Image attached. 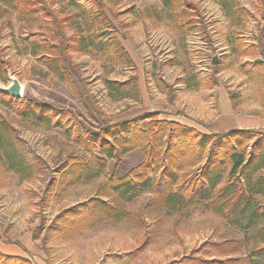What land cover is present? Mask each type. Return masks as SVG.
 Returning a JSON list of instances; mask_svg holds the SVG:
<instances>
[{
	"label": "rangeland",
	"instance_id": "obj_1",
	"mask_svg": "<svg viewBox=\"0 0 264 264\" xmlns=\"http://www.w3.org/2000/svg\"><path fill=\"white\" fill-rule=\"evenodd\" d=\"M75 1L92 10L87 0ZM189 1L198 5L200 20L178 28L159 0H106V14L115 31L105 39H114L129 61L112 65L98 55L71 53L68 67L74 87L61 83L30 55V45L42 40L36 34L38 25L29 29L14 13L0 16L10 24L2 33L0 47L9 61L8 70L22 85V97L54 104L59 111L70 110L77 121L66 116L57 121L58 127L47 130L0 104V118L16 130L19 150L35 170L31 180L20 183L0 161V237L17 245L27 232L31 237L29 258H14L31 264H168L206 241L238 237L211 212L195 211L184 217L149 206V193L120 203L111 193L110 178L141 165L145 156L140 149L127 153L119 165L109 161L99 178L57 182L63 161L98 154L80 146L76 136L84 140L85 131L93 132L100 121L119 123L157 112L159 121L177 123L204 136L238 131L234 120L254 125L240 131L261 132L255 128L264 121V0H234L236 19L227 18L217 0ZM146 8L161 14L146 17ZM132 78L137 100L109 97L104 80ZM184 78L193 80L192 86L197 79L198 85L188 90ZM0 83L6 86L8 80L0 78ZM199 166L196 161L192 168ZM188 168L176 172L182 176ZM161 173L157 170L150 176L163 185ZM52 181L56 186L49 194L46 190ZM97 198L118 203L115 209L124 214L122 218L93 221L90 217L89 224L76 223L74 219L81 220ZM86 206L88 210L83 209ZM73 207L81 210L63 215Z\"/></svg>",
	"mask_w": 264,
	"mask_h": 264
},
{
	"label": "trees",
	"instance_id": "obj_2",
	"mask_svg": "<svg viewBox=\"0 0 264 264\" xmlns=\"http://www.w3.org/2000/svg\"><path fill=\"white\" fill-rule=\"evenodd\" d=\"M87 1L92 10L75 0H0V16L14 13L29 29L38 25L36 34L42 40L30 45V55L61 83L74 87L68 67L71 53L98 55L112 65L129 61L114 39H105L107 33L115 31L106 14V0ZM217 2L227 18L236 19L234 0ZM159 3L178 28L200 20L198 5L189 0H159ZM174 9L176 14L171 13ZM143 11L146 17L156 18L161 14L151 8ZM4 20L0 18V39L10 25ZM9 67L0 47L1 79H7ZM192 81L182 80L188 90L198 85L197 79L194 86ZM103 85L112 100L139 98L133 78L124 82L104 80ZM86 100L101 115L92 98L87 96ZM0 104L47 130L58 127L57 121H64L66 116L77 124L70 110L59 111L54 104L44 105L28 97L12 99L0 92ZM158 116L159 113L150 112L119 123L100 121L93 132L85 131L84 140L77 135L80 146L88 152L97 150L98 154L63 161L57 182L73 179L78 183L99 178L105 174L109 161L119 165L127 153L140 149L145 156L141 165L122 177L110 178L111 193L120 203L149 193L152 196L147 205L160 208L166 214L187 217L195 211L211 212L238 233L236 238L206 241L168 264H264V132L238 130L204 136L177 123L159 121ZM15 133L10 122L0 118V161L21 183L31 180L35 170L19 150L20 140ZM196 161L200 166L193 169ZM186 166L190 171L182 176L176 172L185 170ZM157 170H162L163 185L159 184V178L150 176ZM55 186L52 181L46 192L50 194ZM118 206L116 202L111 205L97 198L89 210L88 206L83 208L89 212L85 211L81 220L79 217L74 220L79 225L89 224L90 217L93 221L119 220L124 214L115 209ZM79 210L73 207L63 215L67 217ZM0 264L31 263L0 254Z\"/></svg>",
	"mask_w": 264,
	"mask_h": 264
},
{
	"label": "crops",
	"instance_id": "obj_3",
	"mask_svg": "<svg viewBox=\"0 0 264 264\" xmlns=\"http://www.w3.org/2000/svg\"><path fill=\"white\" fill-rule=\"evenodd\" d=\"M231 118H232V116H231ZM234 123L239 125L237 127H234L237 130H239V129L250 130V128H254V125L250 121H246L244 123L239 121V124H238L237 121L234 120ZM255 129L263 132L264 131V121L261 124H259V127H256ZM12 232H13V230H12V228H10L9 234H11ZM15 232H16V230H15ZM30 238L31 237H30L29 233L27 232L26 234L21 236V238L18 240L19 245H17L13 241L6 242L5 238L0 237V254H2L4 256H9V257H22V258L28 257L29 258V254H31L30 248L32 247V245L30 243Z\"/></svg>",
	"mask_w": 264,
	"mask_h": 264
},
{
	"label": "water",
	"instance_id": "obj_4",
	"mask_svg": "<svg viewBox=\"0 0 264 264\" xmlns=\"http://www.w3.org/2000/svg\"><path fill=\"white\" fill-rule=\"evenodd\" d=\"M213 64H216V59L214 58L212 60ZM7 74V80H8V85H3L0 83V92L9 96L12 99H20L22 98V85L19 82V80L12 75V73L7 69L6 70Z\"/></svg>",
	"mask_w": 264,
	"mask_h": 264
}]
</instances>
